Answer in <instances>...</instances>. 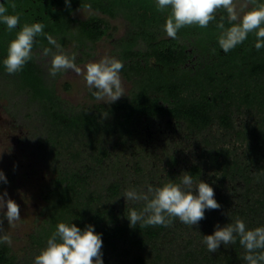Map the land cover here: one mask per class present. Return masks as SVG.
Here are the masks:
<instances>
[{
  "label": "trees",
  "instance_id": "1",
  "mask_svg": "<svg viewBox=\"0 0 264 264\" xmlns=\"http://www.w3.org/2000/svg\"><path fill=\"white\" fill-rule=\"evenodd\" d=\"M216 21L229 25L226 15L223 20L217 18ZM255 39L254 34L248 35L244 50L234 56V67L197 68L199 86L202 89L211 87L201 96L182 97L181 92L191 88L189 82L166 79L156 69L148 70V80H136L133 94L110 106V111L114 114V125L126 133L131 125L145 117H175L185 121L198 134L205 132L214 122L224 132H235V115L243 114L245 109L256 106L260 113L263 112L259 92H254L250 84L252 80L264 78V48L256 50ZM140 70L141 67L128 69L124 66L122 69L127 76L136 75ZM16 79L19 80V86L23 84L22 79L10 77L6 82L8 89L15 84ZM53 86L55 85L52 83L35 78V96L27 98V93H22L17 99L12 98L9 91L0 90V98L8 97L10 101L7 111L11 115L20 120L28 118L42 121L46 117L47 124L52 126L46 128V125L41 124V133L35 134V143L38 146L40 143L39 147L44 148L49 164L57 169V173L42 191L45 207L33 234L34 243L40 250L46 247L47 239L56 230V225L65 222L73 223L82 230L87 225L94 226L95 232L101 234L103 241V264H246L243 260L245 250L239 244L238 237L235 244L228 247L221 244L212 253L202 240L203 235H211L215 231L216 225L223 227L234 223L237 218L242 219L249 229L264 226V115H259L262 117L258 124L261 131L251 134L253 145L246 150V159L233 157L228 149L214 147L206 151L207 159L181 172L190 173L196 183L204 181V167L210 162L215 174L208 177L210 186L219 181V175L222 180L238 176L244 186L240 188V198L236 203L230 197L214 196L221 206V214L218 213L219 209L205 210V219L200 221L205 226L197 228V242L191 237L186 249L177 254L169 246L180 238L179 229L187 225L176 226L177 219H173L168 227H130L127 219L129 210L134 208L140 211L144 203L134 202L130 207L126 206V215L119 217L116 209L124 191L123 181L114 180L104 190H100L95 187L97 181L92 169L81 176L58 170L56 147L66 135L65 129L57 126L58 120L64 118L77 123L80 115L59 102L52 106L48 104L49 97L54 94ZM151 90L157 92L156 97L147 96ZM240 92L242 96L239 95ZM26 101L31 109L25 108ZM100 107L101 110L106 109L105 106ZM94 120L87 117V122L92 123ZM93 126L92 131H98L100 123L95 121ZM221 157L222 162L219 161ZM258 164V169L254 172L253 165ZM215 213L219 218L214 217ZM4 234V231L0 232V235ZM0 264H20L8 244H0Z\"/></svg>",
  "mask_w": 264,
  "mask_h": 264
},
{
  "label": "rangeland",
  "instance_id": "2",
  "mask_svg": "<svg viewBox=\"0 0 264 264\" xmlns=\"http://www.w3.org/2000/svg\"><path fill=\"white\" fill-rule=\"evenodd\" d=\"M235 2L239 7L242 0H235ZM119 34L121 32L115 34L114 39L120 37ZM114 39H103L99 43L97 57L89 62L99 61L105 56L111 57ZM242 44L234 49L235 54L241 50ZM85 65L78 66L82 69V73ZM120 76L125 96L132 82L122 72ZM250 84L254 92H259L263 112L260 113L256 106L253 109H245L243 114L235 115V132H224L218 124H213L203 133L188 134L186 125L183 123L179 124L176 130L169 132L168 124H175L173 121L156 120L151 121L150 124L136 125L130 132L123 133L114 125V115L109 110L113 103L108 102L107 98L104 101L96 100L92 94L96 90H89L84 75H77L69 70L57 82L58 93L74 104L84 105L89 111L88 117L95 120L92 123L87 122L85 119L87 116L84 119L79 118L77 123L64 118L57 119V126L64 128L66 134L61 144H57L56 147V150L58 149L56 156L59 158L58 170L81 176L92 169L97 181L95 187L104 190L110 182L119 180L125 185L124 194L131 188L146 190L149 185L153 186L156 183L160 185L159 182L151 179V171L156 174L161 173L169 165L177 170L187 168L207 159L206 151L214 147L228 149L233 157L246 159V150L253 145L251 134L261 131L258 124L261 123L262 117L259 115H264V78L252 80ZM239 95L242 96V92ZM5 106L6 101L0 100V170L8 181L6 184L0 182V193L7 192L6 198H11L20 206L21 219L9 225L4 217L5 209L0 208V220L4 221V233L11 237L10 247L16 254L18 262L32 264L34 257L41 251L34 243L33 234L36 222L45 207L42 191L57 173V169L49 164L44 148L39 147L40 143L39 146L35 143V134L41 133V124L46 125V128H52V126L47 124L46 117L42 118V121L28 118L20 120L9 114ZM97 106H105L106 109L98 115L95 110L90 111ZM95 121L100 123L98 131H92ZM257 126H259L258 129H256ZM156 129H167L165 134H170V137L165 140L166 146L161 145L152 149L151 133ZM146 145V150H142ZM173 160L175 164H169ZM219 161L222 162L223 158L221 157ZM137 166L143 171L140 174L136 172ZM258 166L259 164L253 165L254 172ZM213 167L210 162L204 167L202 177L206 183H209L210 175H215ZM138 182L140 185L135 184ZM243 186L238 176L234 179L222 180L220 175L219 181L211 185L215 195L230 197L234 203L239 201L240 188ZM131 203V201L126 202L121 196L116 209L117 213L126 215V206H130ZM219 211L218 213L221 214L222 211L220 209ZM214 217L219 218L216 213ZM203 226L205 225L199 222L192 227L180 228V238L176 239L169 248L177 254L184 251L191 237L197 242V228Z\"/></svg>",
  "mask_w": 264,
  "mask_h": 264
},
{
  "label": "clouds",
  "instance_id": "3",
  "mask_svg": "<svg viewBox=\"0 0 264 264\" xmlns=\"http://www.w3.org/2000/svg\"><path fill=\"white\" fill-rule=\"evenodd\" d=\"M157 10L165 12L163 30L166 35L178 40V32L186 26L207 28L215 20L216 12L224 9L227 12L229 27L218 24L222 30L218 36V44L225 54L242 44L249 34H254L256 50L264 48V2L260 0H242L237 6L235 0H155ZM70 7V0H65ZM15 8V4L11 5ZM8 9L0 3V23L6 25L9 32L17 28L19 16L7 14ZM223 20V17L221 18ZM45 25L40 22L25 23L7 48V56L3 65L10 75L21 72L33 58V48L37 37L45 36ZM50 44L56 48H44L43 56H51L49 76L55 77L69 70L77 75H84L89 90L98 101L114 103L124 96L120 73L124 67L121 60L105 56L99 61L88 62L82 69L75 63V54L69 55L63 51L51 36H47ZM167 175V174H166ZM0 182L6 184L7 178L0 170ZM214 189L206 182H194L190 173L179 176V183L169 180L161 186L149 185L146 190L128 189L122 195L126 202H143L140 211L130 209L127 214L130 227L164 226L178 219L187 226L198 225L205 219V210H217L221 206L214 198ZM7 192L0 193V208L5 209L4 217L9 225L21 219L20 206L11 198H6ZM3 220H0V232H3ZM237 237L244 248L243 260L246 264H264V226L247 228L242 219L223 227L216 225L211 235H203L202 243L207 250L216 252L221 244L225 247L235 244ZM9 235H0V244L11 245ZM103 241L101 234L96 233L94 226L87 225L83 230L73 223L59 222L56 230L47 239L43 248L32 261V264H103Z\"/></svg>",
  "mask_w": 264,
  "mask_h": 264
},
{
  "label": "flooded vegetation",
  "instance_id": "4",
  "mask_svg": "<svg viewBox=\"0 0 264 264\" xmlns=\"http://www.w3.org/2000/svg\"><path fill=\"white\" fill-rule=\"evenodd\" d=\"M0 3L8 9L7 14L19 16L20 21L17 28L11 32L7 30L5 24L0 23V90L9 91L12 98L17 99L22 93H27V98H30L33 95L35 96V78H40L41 81L55 85L53 86L54 94L48 99L50 106L59 102L63 106L77 111L80 115L79 118L82 119L90 116L87 108L79 103L74 104L69 99L62 97L57 91V82L65 72L57 74L54 78L49 76L51 56L45 57L42 52L44 48H52V51L55 52L56 48L50 44L47 36H51L61 45L65 53L75 54V63L77 66H81L97 57L98 46L103 39H114L113 36L121 32L120 37L115 38L112 42L111 57L121 60L128 69L130 67H141V70L133 76H127L125 72L121 71L132 82V86L127 95L120 99L133 94V89L137 85L136 80H148L146 73L150 69H156L166 79L189 82L191 88L182 91L181 96L190 98L201 96L204 91L211 88L206 86L202 89L199 86L197 68L234 67L233 61L236 55L234 49L225 54L218 44V36L222 31L218 24L223 22L218 23L216 19L227 16V12H223L222 9L216 12L215 20L210 22L207 28H200L196 25L186 26L179 30V39L174 40L169 38L163 30L170 9L165 12L158 11L155 0H70V7L66 6L65 0H0ZM12 4H15V8L11 7ZM36 22L45 25L44 32L46 35L37 37L33 48V58L25 65L23 70L14 75L8 74L3 65V60L7 56L9 42L15 38L16 32L25 23L32 24ZM229 26L225 25L226 28ZM245 44L244 41L240 51L244 50ZM10 77L22 79L23 84L19 86V80L16 79L14 80L15 84L8 89L7 81ZM30 78L32 79L29 80ZM211 92L214 94V91ZM147 96L154 98L157 96V92L151 90ZM0 100L6 101L5 108L7 111L10 103L8 97L0 98ZM25 108L27 110L32 108L28 101L25 103ZM100 108V106H97L90 111L95 110L98 115L103 111ZM85 119L87 120V118ZM156 120L173 121L175 124H168L169 132L170 130H176V127L183 123L186 125L188 134L197 135L196 130L190 128L185 121L175 117H145L131 125L128 132L136 125L150 124L151 121ZM149 124H147V127L150 129ZM213 124L218 123L214 122L210 126ZM116 128L120 129L117 126ZM167 131V129H156L155 133H151L152 149L161 145L166 146L165 140L170 137V134H165ZM146 148L147 145L142 150H146ZM175 160L169 164H175ZM195 164L197 163L193 165ZM191 166L177 170L169 165L161 173L156 174L151 171V179L160 184L156 183L153 187L161 186L169 180L179 181L181 172L188 170ZM139 168L136 167L137 174L143 172ZM135 184L140 185V182ZM118 215L123 218L122 215ZM180 224L183 225L177 219L176 226Z\"/></svg>",
  "mask_w": 264,
  "mask_h": 264
}]
</instances>
